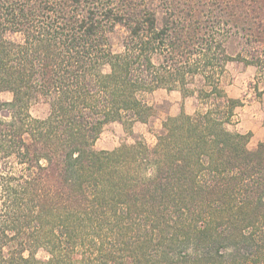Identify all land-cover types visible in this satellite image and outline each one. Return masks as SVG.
<instances>
[{
    "label": "trees",
    "instance_id": "1",
    "mask_svg": "<svg viewBox=\"0 0 264 264\" xmlns=\"http://www.w3.org/2000/svg\"><path fill=\"white\" fill-rule=\"evenodd\" d=\"M240 3L0 0V264H264V142L230 129L223 86L240 61L264 94V23L228 50ZM159 89L196 111L153 147L95 150L105 125L148 122Z\"/></svg>",
    "mask_w": 264,
    "mask_h": 264
},
{
    "label": "rangeland",
    "instance_id": "2",
    "mask_svg": "<svg viewBox=\"0 0 264 264\" xmlns=\"http://www.w3.org/2000/svg\"><path fill=\"white\" fill-rule=\"evenodd\" d=\"M242 2V1H241ZM241 8L246 10L238 14L236 20L240 28L234 29L229 39L228 50L234 55L238 51L236 43L241 41L248 32L249 26L254 30L259 23H264V0H243ZM243 22V23H242ZM246 27V28H241ZM235 31H237L236 34ZM125 31L118 27L112 35L113 48L115 51L122 50V41ZM256 68L248 66L240 61H232L226 67L223 77V86L229 97L241 100V106L236 109V115L231 130L243 135H249L248 148L257 149L258 145L264 142V94L259 97L254 90V78ZM263 89V86H260ZM2 101L9 102L13 94L9 90L1 92ZM150 104L153 106L154 114L146 123L136 122L124 124L112 122L103 128L100 136L95 142V150L114 151L122 146H131L137 142H144L147 146L153 147L156 143V136L162 130L165 120L177 117L182 112L193 114L197 109L195 96H187L180 90L159 89L149 96ZM29 111L36 119H45L49 113V105L45 99L33 98L30 101ZM46 254L40 252L39 258H45Z\"/></svg>",
    "mask_w": 264,
    "mask_h": 264
}]
</instances>
